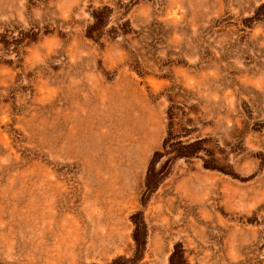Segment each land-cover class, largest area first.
I'll return each instance as SVG.
<instances>
[{"label":"rangeland","instance_id":"rangeland-1","mask_svg":"<svg viewBox=\"0 0 264 264\" xmlns=\"http://www.w3.org/2000/svg\"><path fill=\"white\" fill-rule=\"evenodd\" d=\"M0 264H264V0H0Z\"/></svg>","mask_w":264,"mask_h":264}]
</instances>
